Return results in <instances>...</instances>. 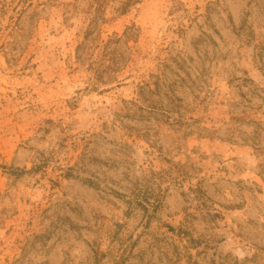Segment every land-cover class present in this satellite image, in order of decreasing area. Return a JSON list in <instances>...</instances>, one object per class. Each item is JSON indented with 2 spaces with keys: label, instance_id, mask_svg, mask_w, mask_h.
I'll return each mask as SVG.
<instances>
[{
  "label": "rangeland",
  "instance_id": "obj_1",
  "mask_svg": "<svg viewBox=\"0 0 264 264\" xmlns=\"http://www.w3.org/2000/svg\"><path fill=\"white\" fill-rule=\"evenodd\" d=\"M0 264H264V0H0Z\"/></svg>",
  "mask_w": 264,
  "mask_h": 264
},
{
  "label": "trees",
  "instance_id": "obj_2",
  "mask_svg": "<svg viewBox=\"0 0 264 264\" xmlns=\"http://www.w3.org/2000/svg\"><path fill=\"white\" fill-rule=\"evenodd\" d=\"M128 7V3H124L123 4V10L126 9Z\"/></svg>",
  "mask_w": 264,
  "mask_h": 264
}]
</instances>
